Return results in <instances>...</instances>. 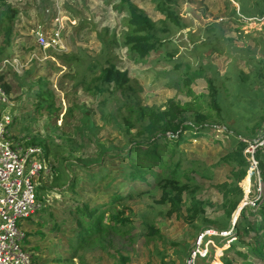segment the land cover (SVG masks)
Masks as SVG:
<instances>
[{
  "label": "trees",
  "instance_id": "trees-1",
  "mask_svg": "<svg viewBox=\"0 0 264 264\" xmlns=\"http://www.w3.org/2000/svg\"><path fill=\"white\" fill-rule=\"evenodd\" d=\"M152 1L163 19L153 21L130 0H119L115 8L119 13H125L120 37L117 39L113 35L95 55L84 53L80 57L61 59L65 67L75 68V73L71 75L73 86L92 90L99 97L98 111L101 117L111 122L124 139L122 145L102 148L90 160L54 155L58 162L50 187L62 195V202L66 195L70 198L64 201L66 205L63 206L68 218L62 219V222L69 221L72 225L67 238L75 242L74 247L83 249L127 235L133 226V211L126 202L135 196L153 197L158 194V203L169 205L171 211L180 212L184 208L181 215L195 231L202 232L206 228L217 231V234L206 235V238L224 239L219 232L229 231V237L235 244L222 250L219 256L221 264H264V195L253 201L256 207L248 203L239 205L244 197L240 183L251 165L245 149L253 141L254 135L258 136L256 126L264 122V38L261 35L253 37L252 43L246 42L240 47L234 45L230 37H225L222 22L208 25L202 29V35L189 33L194 49L195 65H192L184 60L185 56L174 58L175 52H167L170 41L166 36L185 26L175 0ZM239 1L242 8L237 12L232 8L230 17L236 20L264 17V0ZM226 3L231 5L230 0H226ZM15 13L10 4L0 0V34L3 36L0 62L10 55ZM116 46L125 48L128 58L135 63H143L152 53H160L159 56L167 64L175 62L174 67L177 68L184 65L180 88L194 96L191 89L193 79L204 77L208 89L206 96H194V102L190 103L169 98L164 108L142 104L128 70L121 69L113 59L112 47L116 50ZM221 48L227 49L225 53L230 58L231 67L227 73L219 75L217 67L211 61L203 65V59L205 53ZM240 61L247 70L238 66ZM2 85L8 92L9 86L4 82ZM35 86L37 101L33 103L34 108L51 114L55 109L52 89L42 77L36 79ZM240 101H245V108L236 106ZM203 102L208 103L214 115L201 109ZM230 106H233L231 116L234 120L239 112L243 122L236 128L231 127L229 115H225ZM189 109L193 111L186 115ZM218 129L227 138V151L219 161L206 166L196 159H189L183 145L191 139L213 134ZM29 144L40 146L44 156L47 155L46 143L32 140ZM263 151L264 146H258L253 155L264 182ZM92 163L96 166H91ZM218 164H225L229 170L225 180L215 184L221 195L222 212L209 218L204 212L206 201L198 197V193L204 181L212 179V167ZM82 175L86 178L84 182ZM86 185H91V189L97 191L96 197L105 199H83L81 192L85 191ZM45 205L41 207L40 204L37 212L40 218L49 222L45 231L54 232L60 222L57 224L54 218L56 211L48 208L45 211ZM237 209L238 215L232 222L231 215ZM29 224L37 225L31 220ZM141 224L148 233L157 232L145 217H142ZM37 226L43 228V225ZM30 235L32 233L29 231L25 232L29 240L27 244L32 243L28 237ZM31 256L35 258L34 264H45L36 260L37 254L32 253ZM70 260V256L61 255L52 259L60 263Z\"/></svg>",
  "mask_w": 264,
  "mask_h": 264
},
{
  "label": "rangeland",
  "instance_id": "rangeland-1",
  "mask_svg": "<svg viewBox=\"0 0 264 264\" xmlns=\"http://www.w3.org/2000/svg\"><path fill=\"white\" fill-rule=\"evenodd\" d=\"M4 1L16 11L13 18L10 55L6 56L9 64L2 72L3 82L9 86L7 94L12 103L14 116L9 131L12 137L22 144H29L34 140L48 146L45 158L48 160L49 171L40 179H33V184L36 199L41 207L45 203V211L47 208L56 211L54 218L57 224L60 222L58 229L47 232L45 227L49 226H47L49 222L40 218L38 212L29 218H23L22 228L25 232L32 233L28 236L32 243L27 244L29 240L25 237L20 242L21 247L31 254H37L36 260L45 264H186V257L200 232L195 231L182 217L184 208L180 212L171 211L169 205L158 203V194L153 197L135 196L126 202L133 211V226L127 235L113 237L109 242L104 241L103 245H88L83 249H77L74 247L75 242L67 238L72 225L69 221L62 222V219L68 216L63 212V206L66 205L64 201H69V195H66L62 202V195H58L57 190L50 187L56 175L55 166L58 162L54 155L58 157L66 155V158H81V161H85L96 156L102 148L122 145L124 142L118 129L101 117L98 111L99 97L93 94L92 90H84L81 86L75 88L71 79L75 68L65 67L61 61L70 57H80L84 53L90 56L100 53L104 42L109 41L113 35L117 39L120 37L125 13H119L115 8L119 5V0ZM130 1L146 12L153 21L163 19L152 0ZM230 1L231 5L227 4L226 0H175L174 4L185 26L176 33L166 36L170 41L167 52H175L174 58L183 55L185 61L195 65L189 33L197 32L198 35H202L204 27L221 22L225 37H230L236 46L241 47L246 42L252 43L253 37L259 35L264 38V17L236 20L229 14L232 8L236 12L242 8V3L239 0ZM38 26L44 28L46 33L59 27L60 47L40 48L35 39V30ZM0 45H3L2 34ZM113 48V59L121 69L128 70L133 85L138 89L137 96L142 104L164 108L169 98L181 103H190L194 102V96L202 98L208 92L206 78L197 76L191 83L194 96L186 94V91L180 88L184 65L177 68L174 67L175 62L167 64L159 56L160 53H152L145 62L135 63L128 58L125 48L119 46H116V50ZM226 51V48H221L205 53L203 65L211 61L217 67L219 75H222L231 67ZM238 66L247 70L243 61H240ZM38 77H42L53 91L55 109L51 114L34 108L33 103L37 101L35 83ZM244 102L240 101L236 106L245 108ZM201 106L202 110L214 115L207 102H203ZM232 107L230 106L225 115H229L231 127L236 128L243 122L239 112L236 113V120L231 116L234 113ZM192 111L187 110L186 115ZM256 131L258 136L254 135L253 141L263 137L264 122L261 126H256ZM183 149L189 159H196L202 165L211 166L227 151V138L218 129L213 131V134L191 139L183 145ZM93 165L95 163L91 164ZM256 167L250 165L247 175L240 183L244 192L240 206L248 203L256 207L252 204L253 201L264 195V182ZM228 170L229 167L225 164L213 166L212 179L204 181L198 193V197L206 201L204 212L209 218L222 212L221 195L215 184L225 180ZM82 177L84 182L86 178L84 175ZM42 184L45 185L41 186ZM96 192L91 189V185H86L85 191L81 193L83 199L91 197L98 201L105 199L96 197ZM98 195L100 196L101 192ZM238 212L239 209L232 213V222ZM142 217L154 225L156 233H148L147 228L142 227ZM29 220L34 224L43 225V228L31 226ZM204 231L217 234L214 229L206 228ZM219 234L224 239L209 238L208 257L198 258L196 264H221L219 256L222 250L235 243L229 237V231L223 230ZM57 255L70 256L72 260L63 263L52 261Z\"/></svg>",
  "mask_w": 264,
  "mask_h": 264
},
{
  "label": "built area",
  "instance_id": "built-area-1",
  "mask_svg": "<svg viewBox=\"0 0 264 264\" xmlns=\"http://www.w3.org/2000/svg\"><path fill=\"white\" fill-rule=\"evenodd\" d=\"M35 39L42 49H57L61 43V30L56 27L46 33L38 26ZM7 64L9 60L6 58L0 62V264H34L30 252L20 244L25 238L22 219L32 216L40 207L33 179H40L49 171L48 160L40 146L22 144L9 131L14 118L13 109L1 79ZM263 142L264 136L250 142L245 149L247 159L254 168V151L258 146H264ZM210 233L213 232L199 233L186 257V264H196L198 258L208 257L209 238L206 235Z\"/></svg>",
  "mask_w": 264,
  "mask_h": 264
}]
</instances>
